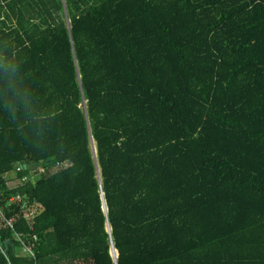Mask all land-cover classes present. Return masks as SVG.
I'll return each mask as SVG.
<instances>
[{"label":"trees","instance_id":"obj_1","mask_svg":"<svg viewBox=\"0 0 264 264\" xmlns=\"http://www.w3.org/2000/svg\"><path fill=\"white\" fill-rule=\"evenodd\" d=\"M113 249L264 264V0H0V264Z\"/></svg>","mask_w":264,"mask_h":264},{"label":"built area","instance_id":"obj_2","mask_svg":"<svg viewBox=\"0 0 264 264\" xmlns=\"http://www.w3.org/2000/svg\"><path fill=\"white\" fill-rule=\"evenodd\" d=\"M17 170L20 171L21 169L19 168ZM27 180H28V178L27 177H24L23 181H27ZM12 201H14V202L15 201L16 202H20V198H17L16 200H12ZM34 216H35V213L32 212L29 217L32 218ZM12 223H14V221H11L10 223H8V225L11 227V224ZM32 249H33L32 247H25L26 252L29 253V254H31V255H33V250ZM113 254H115V256ZM112 256H113V259H114L115 264H117L116 263V259L118 258V254H117V252H116L115 249H113V251H112Z\"/></svg>","mask_w":264,"mask_h":264},{"label":"water","instance_id":"obj_3","mask_svg":"<svg viewBox=\"0 0 264 264\" xmlns=\"http://www.w3.org/2000/svg\"><path fill=\"white\" fill-rule=\"evenodd\" d=\"M93 152H94V154L96 156V150H95L94 145H93ZM22 167L25 170L29 169L30 171H33L37 167V164H33V165L23 164ZM113 255L115 256V254H113ZM116 263H117V259H116Z\"/></svg>","mask_w":264,"mask_h":264},{"label":"crops","instance_id":"obj_4","mask_svg":"<svg viewBox=\"0 0 264 264\" xmlns=\"http://www.w3.org/2000/svg\"><path fill=\"white\" fill-rule=\"evenodd\" d=\"M16 175L15 174H8L6 175V177L10 178V179H13Z\"/></svg>","mask_w":264,"mask_h":264},{"label":"rangeland","instance_id":"obj_5","mask_svg":"<svg viewBox=\"0 0 264 264\" xmlns=\"http://www.w3.org/2000/svg\"><path fill=\"white\" fill-rule=\"evenodd\" d=\"M15 178V177H14Z\"/></svg>","mask_w":264,"mask_h":264}]
</instances>
